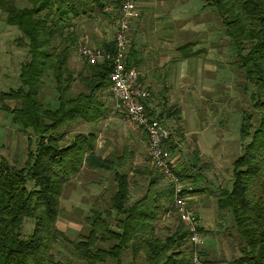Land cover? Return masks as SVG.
Listing matches in <instances>:
<instances>
[{
  "label": "trees",
  "instance_id": "1",
  "mask_svg": "<svg viewBox=\"0 0 264 264\" xmlns=\"http://www.w3.org/2000/svg\"><path fill=\"white\" fill-rule=\"evenodd\" d=\"M26 2L27 6L17 7L0 0V8L7 12L5 22L20 31L16 44L26 46L28 51L20 67L19 86L0 92L1 107L11 114L13 122L23 129L30 128L34 136V148L28 149L22 166L0 155V264H74L71 258L61 257V250H54L62 242L69 244L70 257L82 264H137L140 254L147 264H196L188 231L178 217L180 222L172 232L161 236L156 231L160 212L171 207L163 208L161 201L172 203L171 184L164 174L154 168L169 183L164 191H157L152 172L132 165L134 151L130 146L99 155L93 131L77 132L69 142H60L66 136L58 130L62 125L97 122L107 115L100 95L102 90L110 89L111 60L92 64L82 57L84 67L76 73L68 64L72 48L77 45L76 21L108 17V7L113 5L118 10L121 0ZM204 6L214 8L235 50V64L246 94L240 123L245 142L233 161L231 186L221 188L217 200L219 209H230L241 239L238 254L229 263L264 264V0H204ZM113 45L112 40L99 46L112 53ZM135 55L131 44L128 62L134 66ZM183 55L189 57L192 52ZM48 77L55 91L54 108L40 97ZM77 82L84 89L73 90ZM4 100L14 101L15 105L10 107ZM152 113L161 120L173 116L180 119L177 105ZM169 139L167 150L174 148ZM84 166L109 172L115 186L102 207L97 204L100 197L88 201L91 196H82L88 197V202L79 201L76 206L87 209L84 220L88 229L71 239L58 227L57 219L66 183ZM174 169L189 177L179 166ZM130 172L147 181L144 192L136 198L130 191L135 183ZM82 203L87 205L82 207ZM28 221L32 228L26 232ZM198 250H205L202 244Z\"/></svg>",
  "mask_w": 264,
  "mask_h": 264
},
{
  "label": "rangeland",
  "instance_id": "2",
  "mask_svg": "<svg viewBox=\"0 0 264 264\" xmlns=\"http://www.w3.org/2000/svg\"><path fill=\"white\" fill-rule=\"evenodd\" d=\"M4 1L5 4H15L17 7L28 5L26 0ZM110 7L108 17H83L76 21L74 29L77 45L72 48L68 63L75 73L84 67V59L78 51L80 43L88 42L99 46L102 42L113 40L117 9L115 10L113 5ZM137 9L138 14H163L162 18H159L161 28L166 24L175 30H179L178 25L185 28L181 34L178 31H165L167 41L163 40L160 33L146 32L144 47L149 49V52L145 53L142 61L147 69H151L148 75L155 80L149 78L151 83L156 84L154 90H159L165 85L169 94L168 104L180 108V119L173 116L167 120L164 117L163 122L171 132L169 140L174 148L168 151L175 161V167L179 166L188 174L189 177L181 176L182 179L192 190H197L191 194L188 205L195 212L197 224L202 229L201 244L205 250L200 253L201 264H230L229 260L238 254L241 239L233 226L230 209H219L217 200L221 188L231 186L233 161L241 153L245 142L240 134V123L241 107L245 106L246 94L242 88L243 77L235 64V50L223 32L219 18L215 15L216 11L212 6L205 7L204 0H137ZM6 14L7 12L0 8V92L19 86L20 67L28 58L27 47L19 46L15 42V38L20 36V31L16 26L5 22ZM170 18L172 20L167 21ZM130 38L132 43V30ZM174 44H183L180 53L192 52L189 58L183 56L187 58L186 63L180 66L184 74L186 73L184 78L181 71L179 74L180 69L177 70L173 65L178 63L177 58L181 57ZM156 63L161 66L153 68ZM138 68L140 69V66ZM161 78H165L166 82H160ZM72 88L75 91L84 89L78 82L74 83ZM159 93L156 92L155 96H159ZM100 96L107 106L106 117L97 122L73 121L62 125L58 130L64 131L66 136L60 141L61 144L69 142L71 136L77 132L93 131L96 133V152L99 155L105 156L115 149L121 151L123 145L130 146L134 151L132 165L151 171L157 180V191H164L169 183L163 176H158L152 166L146 144L142 141V130L124 119L109 88L102 90ZM40 97L49 101L52 108L57 105L53 82L49 77L45 79ZM1 103L2 99L0 155L20 167L26 161L28 149L34 148V136L30 128L23 129L13 122L11 114L1 107ZM4 103L10 107L15 105V102L10 100H4ZM159 103L161 109L164 103L161 100ZM129 177L135 182L130 188L131 195L134 198L139 197L144 192L147 181L132 172ZM111 178L107 171L84 166L79 174L71 177L66 183L57 225L69 238L77 239L80 233H85L88 229L84 220L87 209L76 206L80 205L79 201H87L88 197L82 196H91L88 201L98 196L100 200L97 204L101 207L106 205L115 186ZM161 203L163 208L171 205L170 201L166 200ZM81 205L85 207L87 204ZM165 212H160L156 221V231L161 236L172 232L180 222L175 214L167 217ZM25 226L26 232H29L32 223L28 221ZM60 244L56 245L54 250H61L62 258H71L74 264H82L70 257L67 242ZM137 264H147L143 254L138 257Z\"/></svg>",
  "mask_w": 264,
  "mask_h": 264
},
{
  "label": "built area",
  "instance_id": "3",
  "mask_svg": "<svg viewBox=\"0 0 264 264\" xmlns=\"http://www.w3.org/2000/svg\"><path fill=\"white\" fill-rule=\"evenodd\" d=\"M138 16L137 0H121L116 16V30L113 38L112 53L100 46L82 42L78 46L79 54L89 63L111 60L109 74L110 90L116 100V106L124 119L138 126L146 135V151L153 167L169 179L172 189L171 207L165 212L167 217L175 214L188 231V240L193 245L192 261L201 264L198 246L202 243L198 230L196 214L188 205L192 187L175 171L166 141L170 130L163 120L152 113L148 100L151 90L142 78L140 69L128 62L131 46L130 30Z\"/></svg>",
  "mask_w": 264,
  "mask_h": 264
},
{
  "label": "crops",
  "instance_id": "4",
  "mask_svg": "<svg viewBox=\"0 0 264 264\" xmlns=\"http://www.w3.org/2000/svg\"><path fill=\"white\" fill-rule=\"evenodd\" d=\"M164 15H169V14H164ZM173 15H175L174 17H177L178 16V14L177 15L176 14H170V16H173ZM162 16H163V14H138V16L136 17V19L133 21L132 28H131V30L133 31V41H132L131 44L133 45V48L136 50V55H135V61L137 62L136 63V66L137 67L140 66V70L142 72V78H143V80L147 83V85L151 89V98L148 100V105H149V107H150V109H151L152 112H159L161 110L160 109V106H159V104H160L159 101L160 100L162 101V103H164L161 106L162 109H164V108L167 109L170 106V104H168V101H167V97H169V94L166 91V89H167L166 86L165 85H162L159 90H158V88H157V90H154V87L156 86V84L154 85L153 82L151 83V80L149 78H151L152 81H155V80L152 78V76H149L148 75V73L151 72V69L148 68L149 69L148 70L145 67V64L142 61L143 58L146 55L145 53L146 52H149V49H147V48L144 47L145 46L144 42L146 40L145 34L148 31H150L149 33H152V34L153 33H156V34H159L160 33L163 36V40H166L165 39L166 38L165 31H166V33H168L169 30H171L172 33L173 32L175 33V31H178L181 34V33H183L182 31L185 30V28H184L183 25H178L179 26V30H175V29H173V27H171L169 25L167 26V24L165 26H163V28H161L160 23H159V18H162ZM179 18L180 17H178V19ZM181 19L183 20V17L182 16H181ZM170 20H172V19L170 18L167 21H170ZM182 45H176V44H174L175 49H177V52L179 53V55L181 57L177 58V61L176 62H178V63L173 64V65L176 66L177 70L180 69L179 70V74H180V71H181L182 78H184V75H186V73L184 74V70L181 69V67H182V65H184L186 63L185 59H187L189 57L184 58L183 57L184 56L183 55L184 53H180L181 52V48L183 47ZM154 50H156V49H154ZM169 60H172V59H169ZM179 61L181 63H179ZM155 62H157V61H155ZM133 63H134V60H133ZM156 64L157 65H155L153 68H157V67L161 66L159 63H156ZM166 66H168V64ZM165 78L164 79L161 78V81L160 82H164L165 83L166 82V79ZM157 81H159V80H157ZM156 92H158V93L160 92L159 93V96L160 97L159 96H155ZM170 118H172V117L167 118V120L170 119ZM142 141L143 142H146V137H145L144 132H143V135H142Z\"/></svg>",
  "mask_w": 264,
  "mask_h": 264
}]
</instances>
